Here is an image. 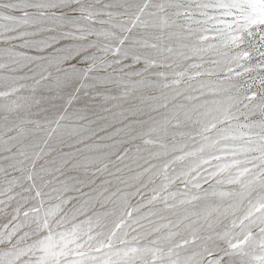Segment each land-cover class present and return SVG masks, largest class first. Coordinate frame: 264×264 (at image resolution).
I'll list each match as a JSON object with an SVG mask.
<instances>
[{
	"label": "snow or ice",
	"instance_id": "6c2138e0",
	"mask_svg": "<svg viewBox=\"0 0 264 264\" xmlns=\"http://www.w3.org/2000/svg\"><path fill=\"white\" fill-rule=\"evenodd\" d=\"M0 264H264V0H0Z\"/></svg>",
	"mask_w": 264,
	"mask_h": 264
}]
</instances>
